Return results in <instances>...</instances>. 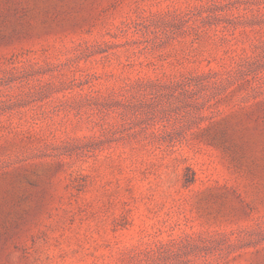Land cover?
Masks as SVG:
<instances>
[{"label": "rangeland", "instance_id": "374dc122", "mask_svg": "<svg viewBox=\"0 0 264 264\" xmlns=\"http://www.w3.org/2000/svg\"><path fill=\"white\" fill-rule=\"evenodd\" d=\"M0 264H264V0H0Z\"/></svg>", "mask_w": 264, "mask_h": 264}]
</instances>
